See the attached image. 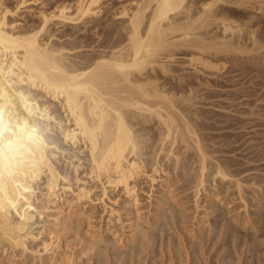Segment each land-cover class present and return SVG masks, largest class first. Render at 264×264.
I'll use <instances>...</instances> for the list:
<instances>
[{
	"label": "bare ground",
	"instance_id": "6f19581e",
	"mask_svg": "<svg viewBox=\"0 0 264 264\" xmlns=\"http://www.w3.org/2000/svg\"><path fill=\"white\" fill-rule=\"evenodd\" d=\"M5 1L0 0V264H56L58 261L78 264L82 257L89 259L92 252L102 258L96 264H104L106 259H112L108 257H113L114 263L139 264L138 260L146 254L156 253L155 242L162 239L168 227L176 221L175 208L168 203L169 199L176 196L171 190L174 186L171 176L176 177L179 173L183 176L182 180H192L194 209L197 213L200 212L202 195H205L209 205L199 213L203 216L198 222H207L209 227L211 222L214 233L219 230V234H216L219 237L216 238L225 240L224 249L232 242L236 248L235 240L238 242L240 234H235V228L229 229L231 227L223 225L225 222L227 224L228 217H223V210L220 212L215 202H220L219 194L223 193L221 190L220 193L215 191L219 181L229 184L228 189H235L234 200L240 201L247 216L243 223L264 222L263 210L260 209L262 213L259 214L255 212V218L259 219L255 221L248 209L251 206L249 202L254 200L250 201L248 196L252 197L250 194L253 191H262L261 186L264 185L255 184L253 181L257 180L250 179L254 175L250 172L259 170L257 164L260 163L249 158L229 161L224 158L227 154L212 157L206 149L208 146L201 141L202 134V138L199 136V128H203L204 122L202 127L195 126L201 115L193 102L198 96H194L197 97L194 99L191 95L195 87L206 88L209 85L210 80L203 76H213L215 79L225 75L220 73L235 68L238 64L232 65V68L227 66L237 59L232 57L233 60H228L232 55L246 58L249 54L264 53V39L259 38L263 35L257 36L255 30L243 25L245 20H251L242 19L241 24L239 21L243 16L237 17L236 9H245L247 0H117L121 8L118 11L114 9L116 12L113 11L105 22L106 16L101 15V6H106L107 2L77 0L75 4L70 1L56 5L52 10L43 8L34 12L39 24L26 20L24 13H21L22 9L25 11L32 7V1L19 0L16 6H10ZM254 2L257 4L256 10L264 12V1ZM100 15L104 17L101 20L103 23L88 22ZM81 23L87 32L95 31L99 39L94 40L95 36L92 41L91 38L86 40L89 37L86 35L74 41L76 36L59 31L62 25ZM97 28L101 29L98 33L94 30ZM245 28L248 31H244ZM103 33L106 35L101 38ZM180 51L185 58L178 57L177 52ZM260 60L256 63L259 64ZM254 68L252 71L259 67ZM187 70L195 75H186L184 72ZM183 91L188 94L185 95ZM229 110L226 109L227 112ZM245 112H242V117L246 116ZM252 113L248 115L253 116ZM156 121L161 132L154 139L149 136V132L151 123ZM148 128L150 131L147 133ZM149 139H154V142ZM177 142L197 152V163L190 164V158L185 160V155L177 152ZM245 146V150H242L244 153L247 152ZM263 158H260V162ZM163 161H166L167 168L162 165ZM243 161H247L246 167ZM209 177L215 183V187L210 183L214 188L211 190L207 184ZM142 179L150 183V199L155 193V186L161 187L156 203L157 212L153 217H149L153 214L149 213L150 209L147 212L149 216L145 215L148 218L142 212L139 194ZM95 189H100L101 196L96 195ZM260 197L256 198L259 200ZM261 200L257 202L263 203ZM98 206L106 213L108 220L105 228L96 226L99 228L94 229L92 222ZM84 221L89 222L91 230L79 242L78 257H75V253L74 257L72 254L69 256L68 253L76 246L74 236L72 240L68 238L69 233L75 230L79 232ZM180 229L177 231L182 232ZM261 229L258 228L256 233L259 230L261 233L264 227ZM228 235L232 237V242L227 238ZM109 236L113 238L109 239ZM250 240L245 236L243 244ZM137 241L140 242L137 244ZM192 245L195 246V243ZM200 245L195 248H200ZM252 248L249 251H253ZM254 248L257 250V247ZM109 249H113L112 255L107 254ZM230 253L225 258L221 256V262L230 261Z\"/></svg>",
	"mask_w": 264,
	"mask_h": 264
},
{
	"label": "rangeland",
	"instance_id": "374dc122",
	"mask_svg": "<svg viewBox=\"0 0 264 264\" xmlns=\"http://www.w3.org/2000/svg\"><path fill=\"white\" fill-rule=\"evenodd\" d=\"M8 1V2H7ZM28 1H32L33 2V0H28ZM70 1H71V3L73 4H75L76 2H77V0H36V1H34L33 3L32 2H30V6H31V4H32V7H30L29 9H27V10H25V11H23L24 9H22L21 11V13H24V18H26V20H29V21H33V22H31V23H35V24H39V18L37 17V15H36V13L38 12V11H40V9H42V10H46V9H48V10H52L53 8L55 9V7H57V6H60V5H62V3H64V4H66V2H69L70 3ZM105 2H107V5H106V3H104L106 6H104V5H102L101 7H103L102 8V10H103V12L101 13V15L102 16H106L108 19H106V17H105V19H104V17H102L101 15L100 16H98L97 18H98V20H100V22H98V20L97 21H95V20H91V21H88V22H92V24H93V21H94V24L95 23H103V22H101V20L102 19H104L103 21L105 22V21H107V20H109V18H110V16H111V14L113 13V11H115L116 9V11H118L120 8H121V6H120V2L119 1H115V0H112V2H111V0H110V2L108 3V1L109 0H104ZM103 1V2H104ZM116 3H115V2ZM204 1V0H203ZM244 1V0H243ZM246 1V0H245ZM244 1V2H245ZM248 1V0H247ZM246 1V3L248 4V6H247V4L246 5H244V7H245V9H241V7H239V8H237L236 10H237V12L238 13H240V15H238V13H237V17H242V18H240V21H239V23H241L242 24V19H247V20H251V21H246V23H245V21L243 22L244 24L243 25H245V27L247 26L248 28H250L251 30H255V32L258 34L257 36H259V35H263V37L262 36H259V38H262V39H264V15H262V13H264V12H261V11H259V10H256V6H257V4L255 5V0H249V1H251V2H253V3H250V2H247ZM257 1H260V2H262V1H264V0H256V2ZM6 3H8V5L10 4V6H16V4H17V2L19 3V0H6L5 1ZM111 3H113V4H111ZM263 3V2H262ZM252 4H254L253 6H252ZM264 4V3H263ZM57 5V6H56ZM111 5V6H110ZM122 5V4H121ZM200 5V4H199ZM198 5V6H199ZM259 5V4H258ZM118 6H119V8H118ZM260 6V5H259ZM110 7H112V8H110ZM44 8V9H43ZM243 8V7H242ZM246 8H248V9H246ZM32 9H33V11H32ZM109 9V10H108ZM115 9V10H114ZM240 9V10H239ZM110 10H112V11H110ZM242 10V11H241ZM254 10V11H253ZM28 11V12H27ZM115 11V12H116ZM245 13H244V12ZM256 11H257V16H256ZM259 11V12H258ZM30 12V13H29ZM34 12H36L35 13V15H33V13ZM247 12V13H246ZM249 12H251V13H249ZM25 13H26V16H25ZM108 13H109V15H108ZM242 15V16H241ZM244 15H246V16H244ZM23 16H21V17H23ZM33 16V17H32ZM262 18H261V17ZM21 17H20V19H21ZM37 19H36V18ZM248 17L249 18H252V17H254V18H252V19H248ZM24 18H22V19H24ZM100 18V19H99ZM238 19V18H237ZM253 19H256V20H253ZM262 19V20H261ZM260 21V22H259ZM249 22H251V23H253V24H251V25H253V26H251L250 24H249ZM247 24V25H246ZM72 25H75V26H72ZM77 26V27H76ZM257 26H261V27H257ZM77 28V29H76ZM80 28L81 29H83V31L81 30V31H78V30H80ZM102 28V27H101ZM104 28V27H103ZM256 28V29H255ZM260 28V29H259ZM75 29V30H74ZM246 29V30H245ZM244 29V31H248V29L247 28H245ZM249 29V31H251ZM94 30H96L97 31V33L98 32H100V28L98 29H94ZM59 31H61L62 32V34L64 33V34H66V33H68L69 35H70V33H71V35L73 34L74 36H76V37H78V38H76V37H74L75 39H74V41H78V39H80V38H82V37H85L86 35L87 36H89V37H87V39L86 38H84V40L86 39V40H89L90 38H91V41L93 40V38H95V31L92 33V32H87V29L85 30L84 28H83V24L81 23V24H67V25H62V26H60V28H59ZM258 31H259V33H258ZM61 32H59L60 34H61ZM75 34H74V33ZM79 32H81V34H80V36L78 35L79 34ZM84 33V34H83ZM91 36H90V35ZM78 35V36H77ZM106 35V33H103V35L101 34V38H103L104 36ZM100 38V39H101ZM77 39V40H76ZM99 38H98V36H96V39H94V40H98ZM264 42V41H263ZM264 45V44H263ZM263 52H264V47H263ZM181 53V54H180ZM182 51H180V52H177V54H179V56L178 57H180V58H185L184 57V55H182ZM264 53H261V55H263ZM181 55H182V57H181ZM251 57H250V56ZM248 56H246V58H244L242 55H232L231 57H229V59L228 60H233L232 59V57H235L234 59H236V61L235 60H233V61H231V64L229 63V65H227V66H231V67H229V68H232L233 66H234V64H238V65H236V67L233 69H228V70H230V72H228V70H226V71H224V72H222V73H220L221 75H223V73L225 74V75H223V76H221V77H215V79H214V77L212 78H209V76H203V77H206V78H208L210 81H211V83H210V81H209V85H207L206 86V88H202V86L199 88V86H197V87H195L194 88V90L192 91V94L191 95H193L192 97L194 98V96H198V98L197 97H195V98H197V100H196V102H195V98L193 99L194 101V103L196 104V108H199L197 111H198V113L199 114H203L202 116L200 115L198 118V120L199 121H197V123H198V125L197 124H195V126H200V127H202L201 126V124H203V122H204V124H203V128H199V131H200V134H199V136H200V138H202L203 137V139H201V141H202V143H204L205 144V146H208V147H206V149H207V151L209 152V154L211 153V155H212V157H218V156H224L225 154H227V155H225L224 156V158L225 159H227V160H229V161H233V162H237V161H242V158H243V160H244V158H249V159H256V160H258V162L257 163H260V164H257V163H255L254 165H258V168H259V170H254V171H252V172H250L251 173V175H253L252 173H254V175L253 176H250L251 178L250 179H256L257 181L255 182V181H253L255 184H259V185H261L262 183H264V171H263V167L262 166H264V115H262V114H264V99H262V98H264V73H262L263 74V76H262V74H261V71L262 72H264V62H262L263 60H264V56L263 57H261V55H257V54H255V55H252V54H249ZM256 55H257V58H256ZM239 56V57H238ZM252 56H254V57H252ZM251 58V61H252V64L254 65V64H257L258 63V60H260V59H262V60H260L259 62V64L260 65H262L261 67L259 66V64H257V65H255V66H252V64H250L251 63V61H250V59L249 58ZM248 58V59H247ZM254 58V59H253ZM256 58V59H255ZM259 58V59H258ZM258 59V60H257ZM242 60V61H241ZM254 60H255V62H254ZM257 60V61H256ZM248 61V62H247ZM250 61V62H249ZM228 62H230V61H228ZM236 62V63H235ZM243 62V63H242ZM257 62V63H256ZM240 63V64H239ZM248 65H247V64ZM233 65V66H232ZM247 65V66H246ZM250 67V68H249ZM257 68V67H259V68H257L256 70H255V68ZM263 67V68H262ZM252 68H254V70L255 71H252L253 69ZM251 69V70H250ZM260 69V70H259ZM262 69V70H261ZM238 70H241V71H238ZM243 70V71H242ZM246 71H248V72H246ZM252 71V72H251ZM259 71V72H258ZM226 72V73H225ZM228 72V73H227ZM238 72V73H237ZM253 72H254V74H253ZM182 73V72H181ZM185 74L187 73H189L188 75H195V74H192V72L190 71V70H187V72L185 71L184 72ZM183 73V74H184ZM242 73V74H241ZM186 74V75H187ZM235 76H237V77H235ZM245 76H247V77H245ZM202 77V78H203ZM222 77H224V78H222ZM205 78V79H206ZM218 78H220V79H218ZM226 80V81H225ZM214 81H216V82H214ZM222 81V82H221ZM215 83H216V85H215ZM259 83V84H258ZM219 84V85H218ZM210 85H211V87H210ZM212 85H214V86H212ZM224 85V86H223ZM260 85V86H259ZM204 87V86H203ZM214 87V88H213ZM216 87H218V88H216ZM211 88V89H210ZM197 89H199V90H197ZM202 89V90H201ZM261 89V90H260ZM194 91H196V92H194ZM260 91V92H259ZM184 92V94L185 95H187L188 93L187 92H185V91H183ZM250 92V93H249ZM187 93V94H186ZM193 93H195V94H193ZM248 93V95H246ZM257 93H260V95L258 96V94ZM254 94H256V95H254ZM249 95H251V96H249ZM218 96V97H217ZM256 96H257V98H256ZM230 98V99H228V98ZM262 100L261 102L262 103H260V99ZM234 99V100H233ZM257 99V100H256ZM257 101V102H256ZM259 102V103H258ZM198 103V104H197ZM254 104H255V106H254ZM222 106V107H221ZM250 106H254V108L253 107H250ZM258 106V107H257ZM250 107V108H249ZM256 107V108H255ZM260 107V108H259ZM196 108H194L195 110H196ZM222 108H224V109H222ZM252 108H253V110H252ZM226 109H227V111L229 110V112H227L226 111ZM255 109V110H254ZM203 110V111H202ZM249 110V111H248ZM201 111V112H200ZM235 111V112H234ZM244 111H247V112H245L244 114L246 115V116H244V117H246V118H244V117H242L243 115V113L242 112H244ZM251 111H253V113L252 114H254L253 116H250V115H248L249 113L251 114ZM259 111H260V113H259ZM237 112V113H236ZM254 112H256V113H254ZM241 113V114H240ZM257 113L259 114V115H257ZM221 114V115H220ZM226 114V115H225ZM222 116V117H220V116ZM256 115V116H255ZM209 116V117H208ZM249 116V117H248ZM260 116V117H259ZM262 116V117H261ZM248 117V118H247ZM253 117H254V119H253ZM204 119V120H201V119ZM212 118H214V119H216V120H218V121H216V120H214V119H212ZM222 118V119H221ZM255 118H257V119H255ZM205 119H207V120H205ZM240 119H244V120H240ZM246 119H248V120H246ZM260 119V120H259ZM209 120H211V121H209ZM215 121V123H213L214 121ZM233 120V121H232ZM208 121V122H207ZM240 121H242V122H240ZM249 121V122H248ZM221 122V123H220ZM228 122V123H227ZM208 123V124H207ZM212 123V124H211ZM224 123H226V124H224ZM240 123V124H239ZM246 123V124H245ZM210 124V125H209ZM233 124H239V125H233ZM246 125V127H244L245 125ZM262 124V125H261ZM206 125H208V126H206ZM231 125H233V127L231 126ZM244 127V128H242V127ZM251 128H250V127ZM148 127H150V125L148 126ZM160 126L158 125V123H157V121L156 122H154L153 124L151 123V132H149L150 133V137L152 136V137H154V139L156 138V136L157 135H159V133L161 132V127L159 128ZM216 127V128H215ZM220 127V128H219ZM235 127V128H234ZM198 127H195V129H197ZM209 128V129H208ZM255 128V129H254ZM203 129H205V130H203ZM244 129V130H243ZM147 131V133H148V131H150V129L148 128V129H146ZM198 130V129H197ZM253 130H255V132L253 131ZM199 131H197V132H199ZM240 131V132H239ZM203 132V133H202ZM250 132V133H249ZM234 133V134H233ZM246 133H249V134H246ZM201 134H202V137H201ZM224 134V135H223ZM220 135V136H219ZM262 135V136H261ZM209 136H211V137H209ZM221 136H223L224 138L222 139V137ZM260 136V137H259ZM218 137V138H217ZM228 137V138H227ZM255 137V138H254ZM154 139L152 140V139H149L148 141H153L154 142ZM240 139H243V140H241V141H239ZM252 139V140H251ZM254 139V140H253ZM211 140V141H210ZM245 140V141H244ZM250 140V142H247V141H249ZM204 141V142H203ZM219 141H223L222 143H220ZM235 141H238L237 143L235 142ZM152 142V143H153ZM206 142V143H205ZM232 142V143H231ZM149 143H151V142H149ZM209 143V144H208ZM226 143V144H225ZM238 143H240V144H238ZM253 143V144H252ZM211 144V145H210ZM242 144H246V148H247V152H248V154H250V152L252 153L251 155H249L248 156V154H246V153H244L242 150H245V149H243V147H244V145H242ZM185 146V144H182V142H177L176 143V146H177V148H176V150H177V152H180V153H183L185 156L183 157L185 160H188V158H190L189 159V163L190 164H192V165H194V162L195 163H197V161H198V159H196L198 156H196V154H197V152H195L194 150H190V149H187L186 147H184ZM213 145H215V146H213ZM219 145H222V146H219ZM225 145V146H224ZM252 145V146H251ZM233 146V147H232ZM235 146H237V148H240V149H237ZM239 146V147H238ZM240 146H242V147H240ZM247 146H251V147H247ZM187 150H186V149ZM210 148H214V149H212L211 151H214V152H211L209 149ZM218 148H220L219 150H218ZM235 148V149H234ZM249 148V149H248ZM192 149H194V148H192ZM233 149V150H232ZM189 150V151H188ZM218 150V151H217ZM251 150V151H250ZM260 150H261V152H260ZM147 151H151V150H149V149H147ZM234 151H236V152H234ZM229 152V153H228ZM196 153V154H195ZM222 153V154H221ZM237 154V156H235L236 154ZM182 154V155H183ZM214 154H217L216 156L214 155ZM229 154V155H228ZM232 154H234V155H232ZM255 154V155H254ZM260 156H259V155ZM247 156V157H240V156ZM262 155V156H261ZM233 156V157H232ZM252 156V157H251ZM188 157V158H187ZM235 157V158H234ZM238 157V158H237ZM254 157H257V158H254ZM192 158V159H191ZM228 158H230V159H228ZM260 158H263V160H261V162H260ZM195 159L197 160V161H195ZM239 159H241V160H239ZM246 159V160H247ZM237 160V161H236ZM190 161H192V162H190ZM211 161H213V160H211ZM246 162L247 161H243V163H244V165L243 166H247V164H246ZM263 162V163H262ZM166 164V165H165ZM162 165L164 166V168H167L166 166H167V163H166V161H163L162 162ZM192 165H191V167H192ZM259 165H261V166H259ZM195 166H198V164L196 165L195 164ZM195 166H193L194 168H197V167H195ZM242 166V167H243ZM245 166V167H246ZM257 167V166H256ZM244 168V167H243ZM259 172V173H258ZM257 175H256V174ZM172 178V181H171V183H173L172 185H174V186H172V188H171V190H173V194H174V196H175V198H172V199H169L170 201V203H168V205H170V206H173L174 208H175V211H176V218L174 217V219H176V221L174 220V222L171 224V226H169L168 227V229H167V234L165 233V234H163V237H162V239H159V240H157V242H155V244L156 245H154L155 247L154 248H156V249H154V250H156V253L155 254H152V253H154V252H151V254H149V256L146 254V256H143L142 258H141V260H138V262L137 263H139V264H152V263H154V264H199L198 262H200V264H219L218 262H221V260L223 259V258H225V257H227L228 256V254H229V252L231 251L232 252V257H230L229 259H230V261H223V262H221L220 264H226V263H229V262H231V264H258L259 262V264H264V229H263V231L261 232V233H263V234H261L259 231L260 230H262L261 228H262V226L264 227V222H261V223H259V222H255V224H252V223H248L247 224V222L246 223H243L246 219L245 218H247V216H245V211H244V209H243V207H241V203H240V201H238V200H234L235 199V194H234V192H235V189L234 188H231V189H228V188H230V185L229 184H224V183H220V181L217 183L218 185H219V187H218V185H216V187H215V183H213L212 182V179H211V177H209L207 180L209 181H207V184H208V188H209V190H211V188L212 189H214L213 187H215V191L216 190H218L219 191V193L222 191L223 193H220L219 194V199H220V202H218V201H215L216 202V205H217V207L218 208H220L219 210H220V212L221 213H224V215L225 216H223V217H228V218H226V221H227V224H226V222L225 223H223V225L224 226H229V227H231V228H229V229H234V230H236V235H238V234H240L239 236H238V238L239 239H237L238 240V242L235 240V242H236V248L234 247V244H233V240H231V236H229V237H227V238H229V241L230 242H232V244H233V246H232V244L230 243V245H229V247H227L226 249H224L225 248V246H224V243H225V240L224 239H222V237L221 238H216V237H219V235H216V234H219V230H217L216 232L217 233H214V230H213V228H211V227H214V226H211L212 224H211V222H210V227L209 226H207V225H209L207 222H203L202 224L201 223H199L198 221H199V219L203 216L202 214H199L200 212L202 213L205 209H204V207L205 206H207V205H209V203H206V201H207V199L205 198V195H202V199H201V207H200V209L198 210V211H200L199 213H197L196 212V210L194 209L195 207H194V200H193V198H194V193H193V189L191 188V185H192V180H191V178H187V179H190V180H182L181 179V177L183 178V176L179 173V175L178 176H171ZM174 178H176V179H174ZM257 178H259V179H257ZM184 179H186L185 177H184ZM249 179V178H248ZM174 180V181H173ZM180 180H182V181H180ZM179 181V182H178ZM263 181V182H262ZM210 183H213L214 185H213V187H211V184ZM220 183V184H219ZM140 185H139V188H140V192H139V194H140V198H141V202H142V212H144V216L145 215H148L149 216V214L147 213V212H149L150 210V212L149 213H153V214H150L151 216H149V217H153V215L155 214V212H157V208L156 207H158V200H157V198L160 196V193L158 192L159 191V189L161 188L160 187V185H156L155 186V189H154V195H153V198L152 199H150L149 198V191H150V183L146 180V179H142V180H140V183H139ZM223 185H224V187H223ZM193 186V185H192ZM259 188V187H258ZM258 188H256V189H258ZM261 188H262V191H260L259 189V191H257L256 190V192H257V194H256V196L254 195L256 192L255 191H253V193L252 194H250V195H253L252 197L251 196H248L249 197V200L251 201L252 199H254L253 201H251V202H249V204L251 205L248 209H249V213L251 212V213H253V214H250L251 216H253V219L255 220V221H258L256 218V215H255V212H260V213H262L261 212V210H263L264 211V190H263V188H264V185H262L261 186ZM96 191V195H98V196H101V192H100V189H95ZM221 190V191H220ZM251 191V192H252ZM229 192V193H228ZM259 192V193H258ZM261 192H263V193H261ZM261 193V194H260ZM232 194V195H231ZM228 195H231V196H228ZM259 196H262V197H260V199L258 200V198H259ZM256 197H258V198H256ZM263 198V199H262ZM262 199V200H261ZM222 200V201H221ZM262 201L263 203H259V202H257V201ZM153 201V202H152ZM231 201V202H230ZM223 202V203H222ZM152 203H153V205H152ZM157 203V204H156ZM230 203V204H229ZM255 203H256V207L254 206L255 205ZM257 203H259L260 204V206H259V204H257ZM150 204L152 205V206H150ZM220 204V205H219ZM263 206H262V205ZM241 208H240V207ZM169 207V206H168ZM259 208V209H258ZM150 209V210H149ZM258 209V210H257ZM261 209V210H260ZM196 213H195V212ZM229 211V212H228ZM231 211V212H230ZM227 214H226V213ZM241 212V213H240ZM145 213H147V214H145ZM218 214V213H217ZM259 214V213H258ZM196 215H198V216H196ZM219 215V214H218ZM243 215V216H242ZM101 216H104V218H101ZM195 216V217H194ZM240 216V217H239ZM146 218H148L147 216H145ZM199 217V218H198ZM233 217V218H232ZM235 217V218H234ZM238 217V218H237ZM256 217V218H255ZM123 218H126L125 216H123ZM232 218V219H231ZM152 219V218H151ZM195 219H198V220H195ZM211 219L213 220L214 219V217H211ZM242 219V220H241ZM101 220H102V222H101ZM107 220H108V216L106 215V213H103L102 212V208L100 207V206H98V208H97V210L95 211V214H94V218H93V225H94V229H98L99 227H96V226H100V227H102L103 226V228H105L106 227V224H107ZM229 220V221H228ZM244 220V221H243ZM177 221H179V223L177 222ZM238 221V222H237ZM243 221V222H242ZM160 222H162V221H160ZM233 222H234V224H233ZM151 223H153V222H151ZM219 223H221V222H219ZM221 223V224H222ZM254 223V222H253ZM174 224V225H173ZM175 224H177V225H175ZM226 224V225H225ZM245 224V225H244ZM152 225H154V223L152 224ZM159 225V224H158ZM206 225V226H205ZM236 225V226H235ZM172 226H174V227H172ZM177 226V227H176ZM232 226H233V228H232ZM253 226V228H251ZM96 227V228H95ZM172 228V230H170L171 228ZM181 229H180V228ZM202 227V228H201ZM205 227V228H204ZM239 227V228H238ZM90 227H89V222H87V221H84V222H82V226H81V230L79 231V232H77L76 230L75 231H73V233H69V236H68V238H71V240L73 239V236H74V243H75V247H74V249H72L68 254H69V256H71V254H72V256L74 257V255H73V253H75V257L79 254V250H80V245H79V242H80V240L81 239H83L84 237H85V234L87 233V232H90L89 230H91V229H89ZM154 228H155V226H154ZM177 228H179L182 232H178L177 230H179V229H177ZM238 228V229H237ZM250 228V229H249ZM258 228H260V230L258 231V233H256L257 232V230H258ZM118 229H120V225H118ZM176 229V230H175ZM191 229V230H190ZM195 230V232L193 231V230ZM213 230V232H211L210 230ZM253 229H254V231H253ZM152 230V232L154 231V229H151ZM200 230V231H199ZM204 231V232H203ZM208 231V232H207ZM227 231H230V230H227ZM72 232V231H71ZM149 232H151V231H149ZM157 232V231H156ZM168 232H169V234H168ZM171 232V233H170ZM212 233L213 235H209V233ZM121 233V232H120ZM178 233V234H177ZM180 233V234H179ZM202 233H205V234H202ZM210 233V234H211ZM229 233V232H228ZM243 233H245L244 235H243ZM254 233H256L257 235H260V236H257V235H255ZM260 233V234H259ZM173 234H175L174 236L175 237H173ZM177 234V235H176ZM200 234L201 235H203L204 236V238L202 237V236H200ZM206 234L208 235V236H211V237H209V240H211L212 239V237L214 236L215 238H213L211 241H209L208 240V236H206ZM251 234V235H250ZM254 235V236H253ZM263 235V237H261ZM166 236V237H165ZM168 236H171L170 238L168 237ZM245 236H248L251 240L249 241V242H246V243H244V244H246L245 246H244V244H243V239L245 238ZM256 236V237H255ZM110 238L109 239H112L113 237H111V236H109ZM183 239H182V238ZM231 237V238H230ZM161 238V237H160ZM168 238V239H167ZM186 238V239H185ZM200 238V239H199ZM204 240H203V239ZM206 238V239H205ZM211 238V239H210ZM169 239H171V241H169ZM190 239V240H189ZM201 239H202V241H201ZM215 239V240H214ZM220 241H219V240ZM236 239V238H235ZM259 239H261V240H259ZM140 240V239H139ZM160 240H163L164 242H162V241H160ZM180 240H182V241H180ZM183 240H187V241H183ZM192 240V241H191ZM206 240V241H205ZM216 241L215 243H214V241ZM224 240V241H223ZM241 240V241H240ZM253 240V241H252ZM255 240H257V242L255 241ZM158 241L160 242V243H158ZM169 241V242H168ZM177 241V242H176ZM197 241V242H196ZM208 241V242H207ZM260 241V242H259ZM140 242V241H139ZM138 241H137V244L139 243ZM171 242H173V243H171ZM186 242V243H185ZM195 243V246H198V244L201 246V247H204V248H195V246H193L192 245V243ZM201 242V243H200ZM213 242V243H212ZM220 242V243H219ZM256 242V243H255ZM164 243V244H163ZM170 245V246H168V244ZM179 243H180V245H179ZM185 243V244H184ZM198 243V244H197ZM203 243V244H202ZM206 243V244H205ZM242 243V244H241ZM252 243H254V244H252ZM166 244V245H165ZM182 244V245H181ZM188 244V245H187ZM190 244V245H189ZM214 244H216V245H214ZM239 244V245H238ZM250 244H252V245H250ZM162 245V248H163V251H162V248H160V246ZM192 245V246H191ZM203 245V246H202ZM207 245V246H206ZM220 245H221V247H220ZM172 246V247H171ZM173 246H175V247H173ZM184 246V247H183ZM222 246H224V247H222ZM242 246V247H241ZM253 248H252V247ZM166 247V249H164ZM170 247V248H169ZM177 247H179V248H177ZM187 247V248H186ZM191 247H193V248H191ZM213 247H214V249H213ZM249 247V248H248ZM254 247H257V250H259V251H257L256 250V248H254ZM161 249L160 251H162V252H160L159 251V253H157L158 252V250L159 249ZM169 248V249H168ZM175 249L174 251L172 250V249ZM190 248V249H189ZM230 248H232V249H230ZM239 248V249H238ZM247 248L250 250L251 248L252 249H254L253 251H249V250H247ZM103 249V248H102ZM158 249V250H157ZM109 250H110V252H109ZM108 250V253L107 254H111L112 255V253H113V249L111 250V249H109ZM165 250V251H164ZM194 250L196 251V252H198L199 254H196V252H194ZM202 251V252H200V251ZM223 250H224V252H223ZM77 251H78V254H77ZM171 251V252H170ZM228 251V252H227ZM245 251V252H244ZM163 252H164V254H163ZM220 252V253H219ZM226 252V253H225ZM249 252V253H248ZM255 253V255H254V253ZM258 252H260V253H258ZM162 253V254H161ZM180 253V254H179ZM193 253V254H192ZM251 253H253V254H251ZM77 254V255H76ZM144 254V255H145ZM191 254V255H190ZM194 254H196V255H194ZM225 254V255H224ZM94 255V252H92V254L90 253V258L88 259V257H82V259L79 261L78 260V262L76 261L75 263H78V264H88V260H91L90 262H89V264H96L95 262H100L101 260H102V258H100V257H98V256H93ZM156 255H158L157 257H156ZM153 256V257H152ZM223 258H222V257ZM78 257V256H77ZM93 257V259H91ZM95 257H97V258H95ZM149 257V258H148ZM220 257V258H219ZM251 257V258H250ZM109 259H111L110 261L108 260V259H106V257L104 258V259H106V260H108V261H106L105 260V262H104V264H108L109 262H113L114 261V258L113 257H108ZM150 258H152V259H154V258H156L155 259V261L154 260H152V259H150ZM88 259V260H87ZM101 259V260H100ZM199 259V260H198ZM228 259V260H229ZM95 260H98V261H95ZM113 260V261H112ZM151 260H152V262H151ZM218 260V261H217ZM225 260V259H224ZM258 260H259V262H258ZM140 261V262H139ZM154 261V262H153ZM143 262V263H142ZM226 262V263H225ZM263 262V263H262ZM120 264V262H113V263H109V264ZM122 263V262H121ZM56 264H67V262H62V261H58ZM130 264H131V262H130Z\"/></svg>",
	"mask_w": 264,
	"mask_h": 264
}]
</instances>
